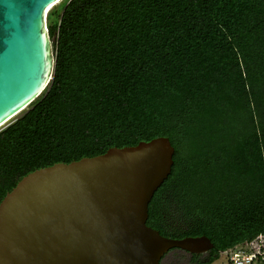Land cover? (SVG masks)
<instances>
[{"label": "trees", "instance_id": "trees-1", "mask_svg": "<svg viewBox=\"0 0 264 264\" xmlns=\"http://www.w3.org/2000/svg\"><path fill=\"white\" fill-rule=\"evenodd\" d=\"M47 27L53 79L0 131V203L37 170L168 137L147 225L208 237L199 264L264 236V0H63Z\"/></svg>", "mask_w": 264, "mask_h": 264}, {"label": "water", "instance_id": "water-1", "mask_svg": "<svg viewBox=\"0 0 264 264\" xmlns=\"http://www.w3.org/2000/svg\"><path fill=\"white\" fill-rule=\"evenodd\" d=\"M63 0H0V130L36 101L55 68L49 11ZM168 137L24 177L0 203V264H162L204 254L206 236L167 238L147 225L172 173Z\"/></svg>", "mask_w": 264, "mask_h": 264}, {"label": "built area", "instance_id": "built-area-1", "mask_svg": "<svg viewBox=\"0 0 264 264\" xmlns=\"http://www.w3.org/2000/svg\"><path fill=\"white\" fill-rule=\"evenodd\" d=\"M225 254L229 264H264V236Z\"/></svg>", "mask_w": 264, "mask_h": 264}, {"label": "rangeland", "instance_id": "rangeland-1", "mask_svg": "<svg viewBox=\"0 0 264 264\" xmlns=\"http://www.w3.org/2000/svg\"><path fill=\"white\" fill-rule=\"evenodd\" d=\"M62 2V1H61ZM60 2V3H61ZM59 3V4H60ZM59 4H57L56 6H54V7H57ZM53 7V8H54ZM52 8V9H53ZM51 9V10H52ZM14 120V119H13ZM12 120V121H13ZM9 124V123H8ZM7 124V125H8ZM6 125V126H7ZM5 126V127H6ZM4 127V128H5ZM3 128V129H4ZM2 130V129H1ZM0 130V131H1ZM177 216H178V213L177 212H175V211H173V210H171L170 212H169V219L170 220H175V219H177ZM189 258H190V256L188 255V254H186L185 252H183V250H178V249H176V250H174V251H171V252H169L165 257H164V259H163V261H162V264H189L190 263V261H189ZM213 264H229V261H228V257H227V255L226 254H221L220 255V258L217 260V261H215Z\"/></svg>", "mask_w": 264, "mask_h": 264}, {"label": "flooded vegetation", "instance_id": "flooded-vegetation-1", "mask_svg": "<svg viewBox=\"0 0 264 264\" xmlns=\"http://www.w3.org/2000/svg\"><path fill=\"white\" fill-rule=\"evenodd\" d=\"M213 250H214V247L212 249H210L209 252L204 253V254H190L186 251H183V252H185L186 254H188L190 256V258H189L190 263L189 264H199V263L207 262L209 260L210 255L212 254ZM172 251H174V250H172ZM195 256H197L196 259H194Z\"/></svg>", "mask_w": 264, "mask_h": 264}]
</instances>
